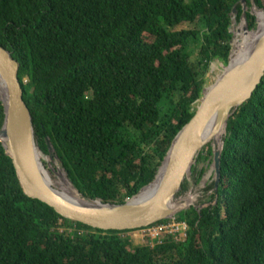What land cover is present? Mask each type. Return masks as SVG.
<instances>
[{"label": "trees", "instance_id": "obj_1", "mask_svg": "<svg viewBox=\"0 0 264 264\" xmlns=\"http://www.w3.org/2000/svg\"><path fill=\"white\" fill-rule=\"evenodd\" d=\"M252 3L264 13V0H246L244 12L241 0H0V45L20 65L50 186L61 183L46 159L105 204L152 183L196 113L211 64L227 69L239 38L229 32L233 9L243 52L251 43ZM232 53L230 61L239 57ZM3 121L0 101V128ZM222 138L219 186L206 188L211 203L177 215L189 224L187 239L137 247L133 230H95L28 197L0 143V264H264V77ZM207 141L217 149L222 139ZM211 157L209 145L196 166ZM192 173L197 184L205 171ZM188 188L185 181L177 196Z\"/></svg>", "mask_w": 264, "mask_h": 264}, {"label": "water", "instance_id": "obj_2", "mask_svg": "<svg viewBox=\"0 0 264 264\" xmlns=\"http://www.w3.org/2000/svg\"><path fill=\"white\" fill-rule=\"evenodd\" d=\"M245 1L241 0L243 12L246 11ZM254 9L256 8L252 3L250 14L257 23ZM232 14L233 22L235 9ZM229 32L232 34V25ZM257 36L249 56L234 64L230 61L232 39L227 70L207 93L204 87L194 117L174 138L154 181L143 187L136 196L118 204H105L101 200L88 199L71 182L75 191L73 197H67L48 186L41 168L44 155L35 140L32 116L24 100V90L19 79L20 65L12 53L0 45V101L4 107L0 143L12 159L24 193L32 200L54 209L59 216L69 221L105 232L139 230L176 217L190 207L199 209L193 203L185 205V202L176 201L175 198L183 182L189 179L192 166L206 142L202 136L204 125L210 119H216L217 124L224 126L225 136L229 119L252 98L261 83L264 77V29ZM223 146L222 140L219 149L212 147L216 189L221 177ZM48 147L52 156L54 150L49 142Z\"/></svg>", "mask_w": 264, "mask_h": 264}, {"label": "rangeland", "instance_id": "obj_3", "mask_svg": "<svg viewBox=\"0 0 264 264\" xmlns=\"http://www.w3.org/2000/svg\"><path fill=\"white\" fill-rule=\"evenodd\" d=\"M250 9L251 8H247L248 11H250ZM256 9H257V11H259L258 8H256ZM256 9H254V11ZM240 25H241V23H235V20L232 22V28L235 27L237 29L238 33H239V35H238L239 36L238 45L236 47V51H237V54H238L239 57L242 56L243 50L248 45V43L246 42V40H244V38L242 36V32H243L244 28H243L242 25L241 26ZM256 29H257V23H256ZM232 36H233V30H232ZM233 38H234V36H233ZM221 63H223V62L220 61L219 59H217V60L213 61V63L211 64L210 70H209V72H208V74L206 76V83H205V86H204L205 88H207L210 85H212L215 82L217 76L222 74L223 69L221 67ZM213 66H216L217 68L215 70H213ZM218 139H220V138H218ZM222 140H223V138H222ZM209 145H211L213 147V144L209 143L207 146H209ZM207 146L204 147L203 150L205 148H207ZM43 158H44V156H43ZM197 159H198V157L196 158V161H195V163L192 166L191 175H190L189 179L185 180V181L189 182L188 191L186 193L182 194L181 196H176L175 200L178 201V200L186 198L185 204H188V205H190L192 203H193V205H196V206L197 205L198 206L199 205H203V204L208 205L212 201L211 200V195H212L213 191L211 190L209 192H206V188L209 185H211L212 182L214 181V174L215 173H214L213 166H212L213 158L211 157L207 162L202 163L199 166H196ZM46 160H47L48 167H50V165H52L51 170H52L53 174L58 178V180H59V182L61 183V186H62L63 180L60 179V175H62V177H63V176H66V174H65V171L61 168L60 162L58 160H54V161H50L49 159H46ZM194 168H196V170L197 169L198 170L203 169L205 171L201 181L199 183H197V184H194L193 183L194 181L192 180V178L195 175V174L192 173ZM61 186H60V188H61ZM190 193L193 196L189 197ZM145 245H151V242H150L149 238H146Z\"/></svg>", "mask_w": 264, "mask_h": 264}, {"label": "bare ground", "instance_id": "obj_4", "mask_svg": "<svg viewBox=\"0 0 264 264\" xmlns=\"http://www.w3.org/2000/svg\"><path fill=\"white\" fill-rule=\"evenodd\" d=\"M256 13V16H257V22H258V28L254 34V37L251 41V43L249 44L248 48L243 52L242 56L241 57H238V58H234L231 63L234 64L238 61H241L245 58H247L249 56V54L251 53V49L253 48L254 46V43H255V40L256 38L258 37L257 35L264 29V17L260 16L258 12L260 13H263L262 11H257L255 10L254 11ZM264 14V13H263ZM241 26V25H240ZM233 46L236 50V42H235V39L233 38ZM233 54V53H232ZM227 70V69H226ZM225 70V71H226ZM224 72V71H223ZM223 134H225V128L224 126H222L221 124H217L216 122V119H210L203 127V132H202V136L203 138L206 140L205 144L208 142V138H213L214 140H217L218 138L222 139L223 137ZM205 144L203 145V147L205 146ZM221 145V144H220ZM219 145V147H220ZM202 147V149H203ZM218 147V149H219ZM44 177V176H43ZM63 179V187H61L59 190H56L54 189L53 187L50 186V184L47 182V180L45 179L46 183L48 184V186L50 188H52L53 190H55L56 192L58 193H61L67 197H73L75 196V192L72 191L70 185V181L67 179V175L66 176H63L62 177ZM72 186V185H71ZM151 190L148 189V190H145V192H143L142 196L144 194H147L149 191ZM187 205V204H185ZM182 206V205H181Z\"/></svg>", "mask_w": 264, "mask_h": 264}, {"label": "built area", "instance_id": "obj_5", "mask_svg": "<svg viewBox=\"0 0 264 264\" xmlns=\"http://www.w3.org/2000/svg\"><path fill=\"white\" fill-rule=\"evenodd\" d=\"M190 196L193 195L190 193L189 197ZM181 201L185 202L186 198L181 199ZM188 230V222L185 220H179L176 216L171 219L153 224L149 227L133 230V232L139 231L143 237L149 238L152 246H155L156 244L162 243L164 240L169 238H172L175 242H184L188 237ZM129 235L131 236V233H129Z\"/></svg>", "mask_w": 264, "mask_h": 264}, {"label": "crops", "instance_id": "obj_6", "mask_svg": "<svg viewBox=\"0 0 264 264\" xmlns=\"http://www.w3.org/2000/svg\"><path fill=\"white\" fill-rule=\"evenodd\" d=\"M131 237L134 246H144L146 242V238L139 231L131 232Z\"/></svg>", "mask_w": 264, "mask_h": 264}]
</instances>
